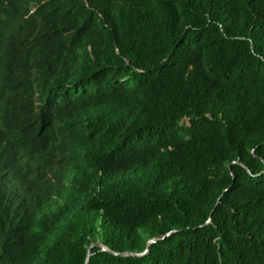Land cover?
Segmentation results:
<instances>
[{"label": "trees", "instance_id": "obj_1", "mask_svg": "<svg viewBox=\"0 0 264 264\" xmlns=\"http://www.w3.org/2000/svg\"><path fill=\"white\" fill-rule=\"evenodd\" d=\"M0 264H264V0H0Z\"/></svg>", "mask_w": 264, "mask_h": 264}, {"label": "clouds", "instance_id": "obj_2", "mask_svg": "<svg viewBox=\"0 0 264 264\" xmlns=\"http://www.w3.org/2000/svg\"><path fill=\"white\" fill-rule=\"evenodd\" d=\"M154 240H155V239H152L151 241H154ZM151 241H150V242H151Z\"/></svg>", "mask_w": 264, "mask_h": 264}]
</instances>
